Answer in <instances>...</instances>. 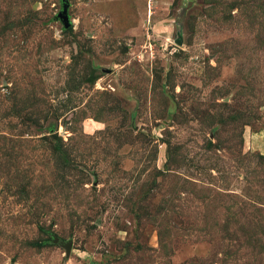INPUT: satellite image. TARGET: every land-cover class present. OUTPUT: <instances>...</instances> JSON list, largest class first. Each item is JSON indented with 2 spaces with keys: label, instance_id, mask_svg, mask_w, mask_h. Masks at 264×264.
I'll return each instance as SVG.
<instances>
[{
  "label": "rangeland",
  "instance_id": "rangeland-1",
  "mask_svg": "<svg viewBox=\"0 0 264 264\" xmlns=\"http://www.w3.org/2000/svg\"><path fill=\"white\" fill-rule=\"evenodd\" d=\"M0 264H264V0H0Z\"/></svg>",
  "mask_w": 264,
  "mask_h": 264
},
{
  "label": "water",
  "instance_id": "water-1",
  "mask_svg": "<svg viewBox=\"0 0 264 264\" xmlns=\"http://www.w3.org/2000/svg\"><path fill=\"white\" fill-rule=\"evenodd\" d=\"M68 9H69V4L67 3L64 7V11L62 13V18H63V21L65 23V26L68 28L71 26V22H70V19H69V14H68Z\"/></svg>",
  "mask_w": 264,
  "mask_h": 264
}]
</instances>
